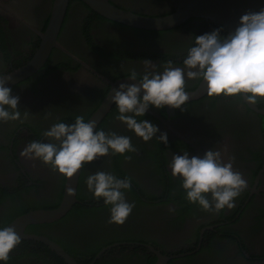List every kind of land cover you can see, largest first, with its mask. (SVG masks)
Segmentation results:
<instances>
[{
    "label": "flooded vegetation",
    "instance_id": "obj_1",
    "mask_svg": "<svg viewBox=\"0 0 264 264\" xmlns=\"http://www.w3.org/2000/svg\"><path fill=\"white\" fill-rule=\"evenodd\" d=\"M56 0H0V73L10 75L29 63L42 44ZM142 17L171 14L176 0H108ZM227 29L204 19H190L165 31L135 29L111 21L80 0H71L62 29L46 64L33 76L10 87L19 97L21 118L0 123V227L34 211L58 208L66 178L37 160L20 157L33 140L57 122L85 121L101 107L111 84L139 80L144 60L182 66L194 37ZM202 81L186 80L193 93ZM264 111V100L255 104ZM169 110H173L170 114ZM28 112L27 117L24 116ZM114 105L97 129L130 137L136 151L100 157L82 167L78 203L61 219L30 225L26 233L46 237L77 264H264V116L243 98L209 97L186 101L181 109L151 106L145 119L167 133V146L155 137L143 142L117 120ZM221 149L232 159L246 188L232 209L202 211L184 199L179 179L168 168L172 154L203 156ZM130 178L125 192L134 203L120 226L107 223L102 200L87 191L85 178L96 171ZM79 207V209H78ZM7 264H68L47 245L22 239Z\"/></svg>",
    "mask_w": 264,
    "mask_h": 264
},
{
    "label": "clouds",
    "instance_id": "obj_2",
    "mask_svg": "<svg viewBox=\"0 0 264 264\" xmlns=\"http://www.w3.org/2000/svg\"><path fill=\"white\" fill-rule=\"evenodd\" d=\"M220 32L215 29L195 36L182 66H174L169 60L158 70L155 63L145 59L139 80L136 71H130L129 80L136 83H120L111 93V103L117 109L115 118L143 142L155 137L167 146V133L157 135L156 125L137 118L144 117L150 106L181 109L189 99L186 80L202 81L209 97L243 98L249 105L264 100V8L242 15L231 34L221 36ZM10 80L11 76L0 73V123L21 118L19 97L7 86ZM42 135L51 142L33 140L20 151V157L37 160L64 178H72L82 167L109 153L129 159L125 154L136 151L130 137L106 133L96 128L95 121H85L82 116L70 124L54 123ZM168 168L172 178L179 179L184 199L205 212L232 209L235 198L247 186L242 174L233 169L232 159L222 160L221 149L211 148L203 156L189 157L187 151L172 154ZM84 183L93 199L102 200L108 209L107 223L124 224L135 207L125 198L130 178L121 179L101 170L88 174ZM73 191L69 188L67 194L71 196ZM19 243L14 228L0 227V264H7Z\"/></svg>",
    "mask_w": 264,
    "mask_h": 264
},
{
    "label": "water",
    "instance_id": "obj_3",
    "mask_svg": "<svg viewBox=\"0 0 264 264\" xmlns=\"http://www.w3.org/2000/svg\"><path fill=\"white\" fill-rule=\"evenodd\" d=\"M70 1L71 0H56L52 17L46 32L42 35L40 49L29 63L16 72L8 75L11 76V80L7 84L8 87H13L37 73L46 64L53 48H59L57 38L62 29L64 17ZM80 1L84 2L102 17L135 29L147 31L170 30L190 19H204L218 26L225 27L228 33L231 34L238 26L242 15L259 12L264 8V0H176L175 9L171 14L162 17H142L115 7L109 3L108 0ZM120 83L136 82L129 80V78H122L111 84L109 95L89 120L95 121L96 128H98L99 124L114 106V104L111 103V93ZM188 94V101L199 99L207 95L206 85L202 82L197 91ZM249 107L264 116V111L259 110L256 105H249ZM172 111L173 110H169L170 114ZM81 170L82 168L78 170L72 178H66L64 198L58 208L31 212L16 219L8 226L15 229L20 240L32 239L47 245L50 249L63 256L68 264L77 263L71 260L58 245L48 238L30 235L25 231L30 225L52 223L61 219L76 203H78L77 194ZM69 188L74 190L71 196L67 194Z\"/></svg>",
    "mask_w": 264,
    "mask_h": 264
},
{
    "label": "trees",
    "instance_id": "obj_4",
    "mask_svg": "<svg viewBox=\"0 0 264 264\" xmlns=\"http://www.w3.org/2000/svg\"><path fill=\"white\" fill-rule=\"evenodd\" d=\"M78 209H79V207H78Z\"/></svg>",
    "mask_w": 264,
    "mask_h": 264
}]
</instances>
